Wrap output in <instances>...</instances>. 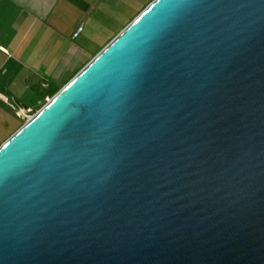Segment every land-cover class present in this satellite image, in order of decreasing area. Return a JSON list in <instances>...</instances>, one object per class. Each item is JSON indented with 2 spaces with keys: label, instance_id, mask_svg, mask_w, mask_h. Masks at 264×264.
<instances>
[{
  "label": "water",
  "instance_id": "1",
  "mask_svg": "<svg viewBox=\"0 0 264 264\" xmlns=\"http://www.w3.org/2000/svg\"><path fill=\"white\" fill-rule=\"evenodd\" d=\"M0 264H264V0H153L31 114Z\"/></svg>",
  "mask_w": 264,
  "mask_h": 264
},
{
  "label": "crops",
  "instance_id": "2",
  "mask_svg": "<svg viewBox=\"0 0 264 264\" xmlns=\"http://www.w3.org/2000/svg\"><path fill=\"white\" fill-rule=\"evenodd\" d=\"M133 3L0 0V145L100 51L89 43L101 27L129 23Z\"/></svg>",
  "mask_w": 264,
  "mask_h": 264
},
{
  "label": "rangeland",
  "instance_id": "3",
  "mask_svg": "<svg viewBox=\"0 0 264 264\" xmlns=\"http://www.w3.org/2000/svg\"><path fill=\"white\" fill-rule=\"evenodd\" d=\"M151 1H153V0H134V3L132 4V5H130L129 6V8H128V12H129V16H130V18H132L129 22H131L147 5H149L150 3H151ZM124 18V20H126L127 19V17L125 16V17H123ZM125 21H122L121 20V18L120 19H117L116 21H113L111 24H110V26H106V25H104L103 26V28L101 27V29H100V32H99V35H97L92 41H91V43H89V45H90V48H89V50H90V52L91 53H93V52H96L97 50H98V48L99 47H101V49H103L126 25H128L129 23H127L126 25H124L125 23H124ZM124 25V27H122ZM118 31V32H117ZM117 32V33H116ZM116 33V35H114ZM114 35V37H112L111 38V36H113ZM109 38H111L110 40H109ZM109 40V41H108ZM100 49V50H101ZM99 52V51H98ZM97 52V53H98ZM97 53H94V55H92V57H94ZM91 57V58H92ZM91 58L90 59H87L88 61L87 62H89L90 60H91ZM80 70V69H79ZM78 72V71H77ZM76 72V73H77ZM75 73V74H76ZM74 74V75H75ZM73 75V76H74ZM72 76V77H73ZM72 77L66 82V83H68L71 79H72ZM65 83V84H66ZM64 84V85H65ZM64 85H62L55 93H54V95L64 86ZM54 95H52V96H54ZM34 113V112H33ZM33 113H30V114H28L26 117H25V119H24V122L27 120V117L28 116H30L31 114H33ZM23 122V123H24ZM11 136V135H10ZM9 136V137H10ZM8 137V138H9Z\"/></svg>",
  "mask_w": 264,
  "mask_h": 264
},
{
  "label": "built area",
  "instance_id": "4",
  "mask_svg": "<svg viewBox=\"0 0 264 264\" xmlns=\"http://www.w3.org/2000/svg\"><path fill=\"white\" fill-rule=\"evenodd\" d=\"M28 117H29V116H28ZM28 117H27V118H28Z\"/></svg>",
  "mask_w": 264,
  "mask_h": 264
}]
</instances>
